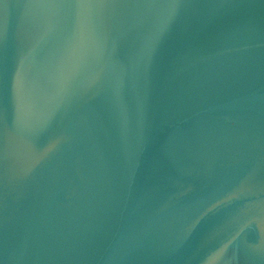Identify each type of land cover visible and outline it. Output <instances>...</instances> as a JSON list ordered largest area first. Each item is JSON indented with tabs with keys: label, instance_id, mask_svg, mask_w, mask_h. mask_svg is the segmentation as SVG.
<instances>
[{
	"label": "water",
	"instance_id": "obj_1",
	"mask_svg": "<svg viewBox=\"0 0 264 264\" xmlns=\"http://www.w3.org/2000/svg\"><path fill=\"white\" fill-rule=\"evenodd\" d=\"M0 264H264V0H0Z\"/></svg>",
	"mask_w": 264,
	"mask_h": 264
}]
</instances>
